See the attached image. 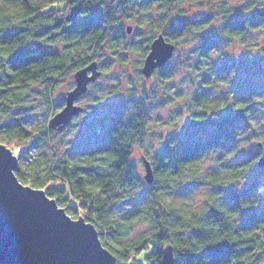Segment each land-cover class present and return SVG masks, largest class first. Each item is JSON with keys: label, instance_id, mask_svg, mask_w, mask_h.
Wrapping results in <instances>:
<instances>
[{"label": "trees", "instance_id": "trees-1", "mask_svg": "<svg viewBox=\"0 0 264 264\" xmlns=\"http://www.w3.org/2000/svg\"><path fill=\"white\" fill-rule=\"evenodd\" d=\"M103 1L0 0V116H13L34 85L43 87L48 96L63 78L96 61L115 22L112 9L105 14L97 12ZM181 1L204 0H149L161 8L159 34L176 47L189 33L206 26L203 20H186L174 26L172 34L161 32L163 26L172 23L173 4ZM147 2L123 0L121 15L131 18L134 9H143ZM262 28L264 11L252 19L228 22L221 31L232 41H242L247 32ZM58 43L63 48L52 50ZM112 43L116 48L125 44L122 35L113 38ZM148 43L146 53L151 42ZM194 107L192 123L215 125L216 132L206 140L182 142L166 149L152 162L147 159L154 173L150 202L122 220L113 219L110 211L139 185L130 158L147 129L144 111L128 122L112 126L106 144L88 148L76 158L66 155L47 160L40 156L22 164L31 148L46 145L49 127L32 130L20 119L0 125V141L15 149L21 160L15 170L20 182L44 190L71 218L90 221L101 244L115 256V264H161L167 247L172 248L175 264H261L264 210L251 214L248 197L259 186L251 185L239 193L231 188L258 166L259 157L240 159L230 164L225 174L202 171L205 156L225 145L234 123L235 118L223 117V113L231 111L237 118H248L246 102L236 97L232 101L211 99L206 92H200ZM187 183L218 187L219 191L209 195L207 206L199 212L185 210L160 197L162 191ZM243 215L247 217L237 222ZM141 222H147L150 230L131 244H121ZM210 248L216 250L211 255Z\"/></svg>", "mask_w": 264, "mask_h": 264}, {"label": "rangeland", "instance_id": "rangeland-1", "mask_svg": "<svg viewBox=\"0 0 264 264\" xmlns=\"http://www.w3.org/2000/svg\"><path fill=\"white\" fill-rule=\"evenodd\" d=\"M122 3L123 0H104L97 10L99 14L109 9L114 11L113 32L95 57L100 75L77 99L76 104L82 111L69 124L58 130L49 126V120L62 108L67 93L75 87L74 73L63 78L48 96L43 87L34 85L13 116H0V125L20 119L32 130H41L44 125L49 127L46 145L41 143L31 148L22 161L25 165L40 156L47 160L66 155L76 158L88 148L106 144L112 126L128 122L136 113L144 111L147 129L130 158L139 185L129 197L111 208V217L118 220L150 202L153 185L145 179L144 158L152 162L153 157L166 149L182 142L206 140L216 132L215 125L192 123L191 116L196 112L194 99L200 92H206L211 99L232 101L236 97L246 102L248 114L244 119L237 118L231 111L223 113V117L235 118L234 123L225 145L205 156L202 164L205 174H225L228 166L240 159L264 155V28L247 32L242 41H232L221 31L228 22L252 19L263 12L264 0L174 3L170 15L172 25L163 26L161 32L172 34L174 26L186 20H203L206 26L185 36L171 59L156 68L150 77L142 72L148 53L144 50L160 33L157 22L161 8L148 0L143 9L135 8L132 17L127 18L121 15ZM127 27L131 28L130 32ZM121 35L125 44L113 47L112 39ZM62 48L60 43L52 46V50ZM6 147L16 155L15 149ZM254 184L259 187L248 196L251 214L264 210V168L255 166L231 185L232 190L239 193ZM214 191H219L218 187L187 183L162 191L160 197L185 210L199 212L207 206V199ZM246 217L241 216L237 222L241 223ZM149 230L147 222L136 223L132 234L121 244H131Z\"/></svg>", "mask_w": 264, "mask_h": 264}, {"label": "water", "instance_id": "water-1", "mask_svg": "<svg viewBox=\"0 0 264 264\" xmlns=\"http://www.w3.org/2000/svg\"><path fill=\"white\" fill-rule=\"evenodd\" d=\"M130 30L127 27V32ZM175 48L162 34L154 38L144 60L143 75L150 77L156 68L164 66ZM99 75L96 61L74 73L75 87L64 102L71 100V104L51 117V128L62 130L82 111L76 101ZM18 163V157L0 143V264H115V256L101 244L95 226L82 217L71 218L44 190L20 182L15 174ZM144 163L145 179L152 183V166L147 159ZM257 165L264 168V155ZM161 264H175L171 247L163 251Z\"/></svg>", "mask_w": 264, "mask_h": 264}, {"label": "snow or ice", "instance_id": "snow-or-ice-1", "mask_svg": "<svg viewBox=\"0 0 264 264\" xmlns=\"http://www.w3.org/2000/svg\"><path fill=\"white\" fill-rule=\"evenodd\" d=\"M68 104H71V100H69L68 103L64 105V107H67ZM78 106H79V105H78ZM61 110L63 111V108H62ZM89 223H91V222L89 221ZM73 227H78V226H77V225H73ZM206 238H207V237H206ZM209 243H213V241H209ZM215 243H218V241H215ZM205 247H207V245H205ZM215 251H216L215 249H211V248H210L208 254L211 255V254H212L213 252H215Z\"/></svg>", "mask_w": 264, "mask_h": 264}]
</instances>
